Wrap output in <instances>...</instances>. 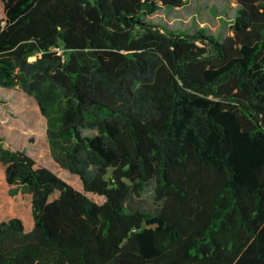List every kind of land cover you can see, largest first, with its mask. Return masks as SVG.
<instances>
[{
	"label": "trees",
	"instance_id": "trees-1",
	"mask_svg": "<svg viewBox=\"0 0 264 264\" xmlns=\"http://www.w3.org/2000/svg\"><path fill=\"white\" fill-rule=\"evenodd\" d=\"M2 1L0 88L81 190L0 138V264H264V0L223 40L149 21L184 0Z\"/></svg>",
	"mask_w": 264,
	"mask_h": 264
},
{
	"label": "rangeland",
	"instance_id": "rangeland-1",
	"mask_svg": "<svg viewBox=\"0 0 264 264\" xmlns=\"http://www.w3.org/2000/svg\"><path fill=\"white\" fill-rule=\"evenodd\" d=\"M184 1L185 5L182 8L172 11L161 8L148 18L149 21L163 29L186 33L202 28L207 34L220 40L232 35L231 24L237 8L232 0ZM94 133L83 131L84 135ZM0 138L58 174L76 190H81L79 180L71 176L64 166V153L60 145L52 147L49 141L47 120L42 114L38 100L19 87L0 88ZM92 198L100 201L97 197L92 196ZM142 199L145 201L142 206L146 208L155 204L153 182L145 188ZM14 202L17 207L25 205L26 198L19 196Z\"/></svg>",
	"mask_w": 264,
	"mask_h": 264
},
{
	"label": "built area",
	"instance_id": "built-area-1",
	"mask_svg": "<svg viewBox=\"0 0 264 264\" xmlns=\"http://www.w3.org/2000/svg\"><path fill=\"white\" fill-rule=\"evenodd\" d=\"M2 11H3V1L0 0V13H2Z\"/></svg>",
	"mask_w": 264,
	"mask_h": 264
},
{
	"label": "crops",
	"instance_id": "crops-1",
	"mask_svg": "<svg viewBox=\"0 0 264 264\" xmlns=\"http://www.w3.org/2000/svg\"><path fill=\"white\" fill-rule=\"evenodd\" d=\"M3 15H4V14H3V11H2V13H1V15H0V19L3 17Z\"/></svg>",
	"mask_w": 264,
	"mask_h": 264
}]
</instances>
